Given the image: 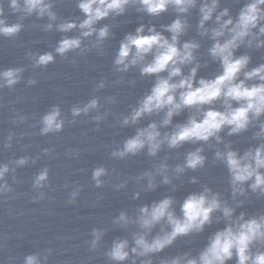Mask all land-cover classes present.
Segmentation results:
<instances>
[{"label":"clouds","instance_id":"1","mask_svg":"<svg viewBox=\"0 0 264 264\" xmlns=\"http://www.w3.org/2000/svg\"><path fill=\"white\" fill-rule=\"evenodd\" d=\"M8 6L13 15H20L17 21L9 23L0 8V36H17L25 27L22 21L26 17L46 18L44 31L55 29L65 34L54 49L61 57L73 51L83 54L99 50L112 32L109 23L101 22L123 17L130 8L150 18L169 12L174 16L170 23L160 24L159 29L151 21L141 23L119 41L112 60L114 71L122 74L138 69L139 77L153 78L151 87L123 118V125H134L145 116L162 114V117L159 123L152 121L138 128L112 156H135L146 149L149 156L156 157L163 147L179 149L185 144L200 145L185 152L183 162L172 169V177L168 175L167 163L158 166L156 175L162 177L160 183L170 185L173 178L179 179L186 171L203 169L208 159L203 154L204 146L214 148L213 160L222 164L227 172L232 203L223 199L221 193L202 185L199 191L188 193L180 201L165 196L142 205L134 218L121 211L113 222L120 227L135 225L136 231L131 233L130 240L113 239L104 255L111 264H153L152 258L171 247L178 238L199 235L214 222L222 221L223 228L210 233L196 255L183 252L160 258L159 264H228L229 261L264 264V213L249 215L240 211L237 214L249 193L258 199L264 198V63L249 67L250 53L264 49V0H243L235 16L228 6L221 5V0H75L80 15L74 19L58 17L53 10L54 0H10ZM193 9L198 16L195 37L183 40L181 38L192 28L189 18ZM73 30L79 34L66 35ZM91 37L94 40L84 46L83 42ZM197 37L210 41L206 59L198 56L202 45ZM240 49L245 51L237 55ZM28 55L33 56L35 67L43 68L55 61L51 52ZM210 62L216 63L218 70L210 77H198V70ZM22 71L19 67L0 70V88H13L20 82ZM28 83L36 81L30 79ZM104 87L101 80L97 88ZM98 107L99 101L93 97L83 107H73L71 113L74 117L87 115ZM185 111L186 119L173 125V117ZM93 119L99 121L100 117ZM40 125L42 136L61 132L64 121L60 119L59 107L53 106L42 115ZM170 126L171 131L161 133V128ZM249 131L250 139L256 143L242 152L232 147L231 140L225 139ZM4 147L11 144L6 142ZM27 163L26 156L15 160L17 167ZM9 171V164L0 163V181ZM105 173L102 167L93 170L92 179L97 187L101 186L100 177ZM143 175L148 178L149 190L157 187L152 173ZM47 180L48 169L44 168L35 176L33 188H45ZM188 182L197 184L199 181L191 176ZM6 190L7 185L0 184V192ZM43 195L39 192L38 198L42 199ZM76 195L72 193L73 198ZM138 195L134 194L133 198ZM72 202L70 199L69 203ZM102 234L100 229H92L90 251L96 250ZM24 264H40V258L28 255Z\"/></svg>","mask_w":264,"mask_h":264},{"label":"water","instance_id":"2","mask_svg":"<svg viewBox=\"0 0 264 264\" xmlns=\"http://www.w3.org/2000/svg\"><path fill=\"white\" fill-rule=\"evenodd\" d=\"M9 2L0 0V8L12 23L20 14L11 13ZM242 3L243 0L240 3L221 0V5L228 6L233 16ZM53 10L58 17L66 19L80 15L75 0H54ZM173 18L170 12L150 18L130 8L123 17L101 22L109 23L112 32L99 50L92 49L83 54L73 51L66 57L54 51L57 41L65 34L55 29L44 31L46 18L26 17L22 21L25 27L17 36H0V70L10 67L23 69L18 84L11 89L0 88V163H7L10 168L4 180L0 181V184L7 185V190L0 192V264H24L25 257L32 254L40 258V264H111L104 252L112 240H130L131 233L136 231L135 225L120 227L113 222L121 211L134 218L142 205L165 196H173L180 201L188 193L199 191L202 185L221 193L223 199L232 203L227 172L222 164L213 160L214 148L204 146L203 154L208 159L203 169L186 171L179 179L173 178L170 185L160 183L162 177L156 175L158 166L167 163L168 175L172 177V169L183 162L185 152L200 145L185 144L179 149L163 147L156 157L149 156L146 149L135 156H112L138 128L146 127L152 121L159 123L162 117V114L145 116L134 125H123V118L151 87L153 78L139 77L138 69L122 74L114 71L112 60L119 41L141 23L151 21L159 29L160 24L170 23ZM197 19V10L193 9L189 18L192 28L181 39L195 37ZM78 34L73 30L66 35ZM91 40L94 37L85 40L83 45L88 46ZM200 42L202 46L198 56L203 60L207 58L206 49L210 41L203 38ZM243 51L245 49H240L236 54ZM44 52H51L55 61L43 68L35 67L33 56L28 54ZM250 54L249 67L264 63V49ZM217 70L218 65L210 62L198 70V77H210ZM30 79L36 83L29 84ZM101 80L105 87L97 88ZM93 97L99 101L97 109L90 110L87 115H72L73 107H83ZM53 106L60 109L63 130L42 136L39 134L40 118ZM94 116H99L100 120H94ZM186 117V111L174 116L173 125L183 122ZM160 131L162 134L171 131V126ZM10 134L11 140L8 141ZM250 137L251 131L225 139L231 140L232 147L242 152L256 143ZM6 142L11 147L5 148ZM219 147L222 149L223 145ZM23 156L28 157V163L17 167L15 160ZM100 167L106 173L100 177L102 184L97 187L92 172ZM44 168L48 169L46 187L35 189L34 178ZM145 172L153 174L156 188H147ZM191 176H196L199 182L189 183ZM39 192L44 194L42 199L38 198ZM73 192L77 193L75 198L72 197ZM136 193L139 195L134 199ZM70 199L72 203H69ZM240 211L249 215L264 213V198L258 199L249 193L237 214ZM223 226L222 221L219 224L214 222L199 235L178 238L171 247L152 258L153 264H159L160 258L183 252L196 255L209 234ZM94 228L103 234L96 250L90 251ZM228 264H234V261Z\"/></svg>","mask_w":264,"mask_h":264}]
</instances>
